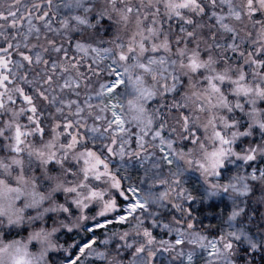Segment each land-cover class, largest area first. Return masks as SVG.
Listing matches in <instances>:
<instances>
[{
	"label": "snow or ice",
	"instance_id": "obj_1",
	"mask_svg": "<svg viewBox=\"0 0 264 264\" xmlns=\"http://www.w3.org/2000/svg\"><path fill=\"white\" fill-rule=\"evenodd\" d=\"M97 262L264 264V0H0V264Z\"/></svg>",
	"mask_w": 264,
	"mask_h": 264
},
{
	"label": "trees",
	"instance_id": "obj_2",
	"mask_svg": "<svg viewBox=\"0 0 264 264\" xmlns=\"http://www.w3.org/2000/svg\"><path fill=\"white\" fill-rule=\"evenodd\" d=\"M91 225V223L89 224V226ZM102 231V232H101ZM103 231L104 230H100L99 231V236L101 237V238H103L102 237V234H103ZM90 234L88 233V234H84V233H81V234H75V233H73V234H69L65 239H67V241L69 242V243H72L73 241H82V240H87V238H88V236H89ZM167 238V237H166ZM74 251V253H75V251L76 250H73ZM166 255V254H165ZM161 259V257H157V260L159 261ZM97 264H99V262H97Z\"/></svg>",
	"mask_w": 264,
	"mask_h": 264
},
{
	"label": "rangeland",
	"instance_id": "obj_3",
	"mask_svg": "<svg viewBox=\"0 0 264 264\" xmlns=\"http://www.w3.org/2000/svg\"><path fill=\"white\" fill-rule=\"evenodd\" d=\"M90 226H93L92 224L90 225ZM100 230H102V229H98L97 231H96V233H95V235H97V236H99L100 234H99V231ZM102 232V231H101ZM90 235H92L91 233H89Z\"/></svg>",
	"mask_w": 264,
	"mask_h": 264
}]
</instances>
